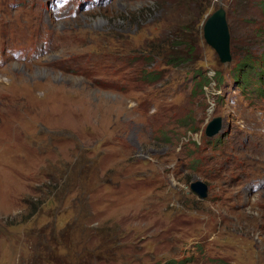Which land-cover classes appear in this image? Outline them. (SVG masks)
<instances>
[{"label":"rangeland","instance_id":"374dc122","mask_svg":"<svg viewBox=\"0 0 264 264\" xmlns=\"http://www.w3.org/2000/svg\"><path fill=\"white\" fill-rule=\"evenodd\" d=\"M82 1L0 0V264H264V64L246 84L234 78L243 56L264 59V2L213 0L194 25L195 65L161 66L159 87L144 58L105 50L123 43L113 36L162 49L182 11ZM220 6L228 65L205 38ZM198 67L222 72L223 91L192 82ZM184 77L188 87L161 90ZM213 117L226 132L209 138ZM207 155L233 176L204 177L193 161ZM244 173L263 175L244 183ZM199 179L206 198L191 189Z\"/></svg>","mask_w":264,"mask_h":264},{"label":"trees","instance_id":"16d2710c","mask_svg":"<svg viewBox=\"0 0 264 264\" xmlns=\"http://www.w3.org/2000/svg\"><path fill=\"white\" fill-rule=\"evenodd\" d=\"M173 9L178 8L182 11V13L178 12V15H181L180 18L181 22L171 19V32L167 34V40L163 42V48L161 49L159 46L154 45L155 41L152 44H147L146 46L150 49V51L140 50V51H132L130 46L133 45L134 40H128L124 37L113 36L114 40L122 41L123 43L119 44L118 46H108L107 51L109 54L111 53H127L129 57H131L132 63L134 65H138V59L140 57L144 58L146 61L141 69L142 73H146L145 79H148V83L154 86L156 83L163 80L164 74L161 71V66L165 67H179V66H194L195 62H191V58L196 57L199 52H201V43L200 38L201 35L198 33L199 30V23L201 24L204 16L206 15L208 9L213 5V0H170ZM264 2V0H262ZM264 12V9H263ZM158 24V23H157ZM194 25L197 26L195 31ZM163 27L158 26V30L161 32L164 31ZM127 39V40H126ZM117 43V42H116ZM130 44V45H129ZM105 45H110L106 43ZM110 47V48H109ZM158 48V53H156ZM143 49V47H142ZM161 49V50H160ZM185 50V51H184ZM165 51H169L168 54H163ZM203 51V50H202ZM153 57V59L149 62L147 60ZM241 68L247 71V69L254 70L255 65L259 63L264 64V59L262 57L255 56H243L241 58ZM259 64V65H261ZM193 69V68H192ZM259 80L264 85V72L261 68H259ZM245 75H236L234 78L239 82L242 81L244 84L250 82L249 75L250 73L247 71ZM194 74V75H193ZM192 74V81H195L197 86H207L210 85L212 81H215L217 84V88H221L225 84L224 76L221 74L215 73L214 76H210L208 72L204 69H200L199 67L197 70H193ZM149 76V78H148ZM147 83V84H148ZM261 84V85H262ZM163 83L159 85L161 87ZM149 86V84H148ZM150 87V86H149ZM194 91V88L192 92ZM203 91V89H202ZM204 92V91H203ZM147 101L151 103L152 101L150 98L141 99V102ZM217 160V159H212ZM204 177L210 178V173H201ZM52 176V174L50 175ZM243 178L244 175H242ZM249 177V176H248ZM247 177V178H248ZM24 202H27L24 200ZM36 209H33L35 212ZM232 264V263H229Z\"/></svg>","mask_w":264,"mask_h":264},{"label":"water","instance_id":"95a60500","mask_svg":"<svg viewBox=\"0 0 264 264\" xmlns=\"http://www.w3.org/2000/svg\"><path fill=\"white\" fill-rule=\"evenodd\" d=\"M204 28L205 38L208 44L215 48L219 61L228 65L232 60V54L230 52V31L224 7L220 6L206 19ZM222 128L223 119L216 117L209 122L205 132L208 137H214ZM191 189L200 198H206L209 195V185L203 180L193 181Z\"/></svg>","mask_w":264,"mask_h":264},{"label":"clouds","instance_id":"9594fccd","mask_svg":"<svg viewBox=\"0 0 264 264\" xmlns=\"http://www.w3.org/2000/svg\"><path fill=\"white\" fill-rule=\"evenodd\" d=\"M192 183V182H191Z\"/></svg>","mask_w":264,"mask_h":264}]
</instances>
